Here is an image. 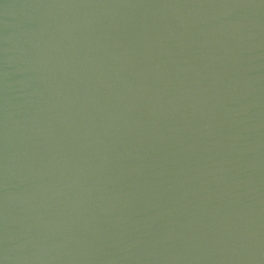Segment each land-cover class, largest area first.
Returning a JSON list of instances; mask_svg holds the SVG:
<instances>
[{
  "label": "water",
  "instance_id": "95a60500",
  "mask_svg": "<svg viewBox=\"0 0 264 264\" xmlns=\"http://www.w3.org/2000/svg\"><path fill=\"white\" fill-rule=\"evenodd\" d=\"M0 264H264V0H0Z\"/></svg>",
  "mask_w": 264,
  "mask_h": 264
}]
</instances>
